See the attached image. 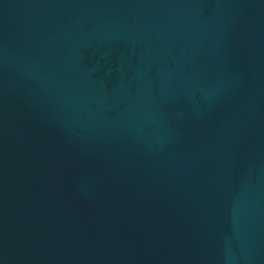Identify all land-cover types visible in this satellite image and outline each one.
<instances>
[{
	"label": "water",
	"instance_id": "obj_1",
	"mask_svg": "<svg viewBox=\"0 0 264 264\" xmlns=\"http://www.w3.org/2000/svg\"><path fill=\"white\" fill-rule=\"evenodd\" d=\"M0 264H264V0H0Z\"/></svg>",
	"mask_w": 264,
	"mask_h": 264
}]
</instances>
